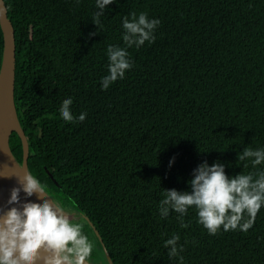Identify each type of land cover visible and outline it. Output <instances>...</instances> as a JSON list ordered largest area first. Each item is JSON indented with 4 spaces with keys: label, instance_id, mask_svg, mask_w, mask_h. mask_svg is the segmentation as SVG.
<instances>
[{
    "label": "trees",
    "instance_id": "trees-1",
    "mask_svg": "<svg viewBox=\"0 0 264 264\" xmlns=\"http://www.w3.org/2000/svg\"><path fill=\"white\" fill-rule=\"evenodd\" d=\"M5 3L31 174L91 219L114 263L174 264L164 241L175 233L183 264H264V207L247 232L215 235L197 223L194 208L182 218L187 228L176 213H158L164 189L189 190L204 161L223 163L229 176L264 169L244 168L237 156L264 147V0H118L100 32L95 0ZM133 11L161 21L155 41L129 48L133 67L102 90L106 48L124 46L122 17ZM3 47L0 26V68ZM68 97L74 116L87 113L84 121L61 118ZM11 147L22 163L16 133ZM92 260L107 264L101 246Z\"/></svg>",
    "mask_w": 264,
    "mask_h": 264
},
{
    "label": "clouds",
    "instance_id": "clouds-1",
    "mask_svg": "<svg viewBox=\"0 0 264 264\" xmlns=\"http://www.w3.org/2000/svg\"><path fill=\"white\" fill-rule=\"evenodd\" d=\"M113 3H118V0H95L92 22L98 26L99 32L101 17ZM160 23L158 18H150L144 11H133L122 17L124 46H107V74L100 80L102 90L125 78L126 72L133 67L128 49H139L146 42L153 43ZM95 34L89 33V36ZM72 104L71 97L62 101L59 109L61 118L67 122L84 121L87 113L74 116ZM237 156L238 161H246L244 168L249 164L256 168L264 164V147H244ZM173 163L174 158L169 165ZM19 169L23 172L22 168ZM15 175L21 186L11 190L7 209L0 208V264H90L95 244L83 230L84 212L66 209L48 195L46 186L30 171L25 175ZM188 184L189 190L186 191L164 189L158 205L160 218H167L174 212L181 220V227L187 228L182 218L190 208H194L197 223L209 235H215L221 229L225 232H247L264 207V169L229 176L223 163L210 165L204 161L193 169ZM22 192L26 194L24 197ZM33 197L43 198V202H35ZM179 241L180 235L175 233L164 241L168 258L174 264L177 261L183 264L181 253L184 246Z\"/></svg>",
    "mask_w": 264,
    "mask_h": 264
},
{
    "label": "water",
    "instance_id": "water-1",
    "mask_svg": "<svg viewBox=\"0 0 264 264\" xmlns=\"http://www.w3.org/2000/svg\"><path fill=\"white\" fill-rule=\"evenodd\" d=\"M0 26L4 40L2 63L0 68V208L6 210L8 207L7 200L11 190L15 187L21 186L19 179L15 174L25 175L30 171L29 158L31 155V147L22 127L16 105V39L13 24L8 16V9L5 0H0ZM14 133L18 134L22 141V163L17 160L11 147V137ZM19 168H22L23 172H21ZM25 195V193H21L22 197ZM48 195L64 205L58 198L49 192ZM32 199L38 203L43 202V198L33 197ZM65 208L72 209L68 206H65ZM84 222L89 225L95 234V247H102L107 264H115L106 245L104 244L102 236L87 215H85L83 223ZM92 262L94 264L101 263V261L98 262L97 260H92ZM90 264L92 263L90 262Z\"/></svg>",
    "mask_w": 264,
    "mask_h": 264
},
{
    "label": "flooded vegetation",
    "instance_id": "flooded-vegetation-1",
    "mask_svg": "<svg viewBox=\"0 0 264 264\" xmlns=\"http://www.w3.org/2000/svg\"><path fill=\"white\" fill-rule=\"evenodd\" d=\"M101 254V252H100V250H99V253H96V255H100ZM92 264H94L93 262H92V258H91V261H90Z\"/></svg>",
    "mask_w": 264,
    "mask_h": 264
}]
</instances>
